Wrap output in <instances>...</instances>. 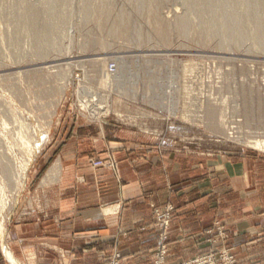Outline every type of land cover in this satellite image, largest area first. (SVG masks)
<instances>
[{
    "label": "rangeland",
    "instance_id": "1",
    "mask_svg": "<svg viewBox=\"0 0 264 264\" xmlns=\"http://www.w3.org/2000/svg\"><path fill=\"white\" fill-rule=\"evenodd\" d=\"M138 1L0 0V159L15 168L12 180H3L0 164V224L9 241L17 223L48 216L34 199L43 195L37 188L77 137L94 148L89 168L110 172L120 184L116 155L129 144L149 163L157 152L165 172L190 166L193 183L209 182L220 207L238 195L226 189V165L251 164L264 176V151L247 144L264 140V46L252 36L257 20L244 15L240 0ZM257 12L264 16V5ZM241 26L247 32L236 38ZM108 70L116 72L110 80ZM20 173L24 186L17 185ZM259 192L252 200L264 211V182ZM150 209L153 264H168L180 211ZM227 217L203 232L208 251L180 264H247ZM257 238L264 240V230ZM4 254L0 239V264H11ZM56 254L65 264L67 254ZM33 260L27 247L15 255L18 264ZM121 261L119 252L106 259Z\"/></svg>",
    "mask_w": 264,
    "mask_h": 264
},
{
    "label": "crops",
    "instance_id": "2",
    "mask_svg": "<svg viewBox=\"0 0 264 264\" xmlns=\"http://www.w3.org/2000/svg\"><path fill=\"white\" fill-rule=\"evenodd\" d=\"M85 141L77 137L67 142L54 163L59 161L58 174L50 184L41 182L37 188L43 195L34 199L48 216L36 223H17L10 230L15 248L27 247L35 254L31 264H59L57 250L67 254L65 264H107L115 252L122 255L121 264H153L157 240L150 227L151 204L175 205L180 211L170 231L168 264L207 252L203 232L212 220L225 215L242 261L264 264V240L257 238L264 230V211L252 200L259 197L264 176L251 164L225 166L226 189L245 198L242 204L237 196L230 197L225 208L212 200L209 182L193 183L192 167L171 164L165 172L157 152L149 163L133 152L131 144L116 155L120 184L110 172L89 168L94 148L86 147ZM95 146L98 153L104 152V142Z\"/></svg>",
    "mask_w": 264,
    "mask_h": 264
},
{
    "label": "bare ground",
    "instance_id": "3",
    "mask_svg": "<svg viewBox=\"0 0 264 264\" xmlns=\"http://www.w3.org/2000/svg\"><path fill=\"white\" fill-rule=\"evenodd\" d=\"M136 1H138V0H136ZM235 1H237V0H235ZM222 2H225V4L226 3L228 4L229 3V0H222ZM238 4L242 5L243 10L246 13L244 15H246L247 18H251L252 17V19H256L257 20V28H255L254 30H252V36L258 42V44H261V45L264 46V16H261L260 13L257 12L258 8L261 5H264V0H240V2ZM231 15H229V17ZM247 20L249 21V19H247ZM242 21H245V20H242ZM243 24L246 25L245 23H243ZM228 29L229 28H227V26L223 29V35H224V37H228V36L231 35V34L229 35ZM235 31L237 33L236 34V38H239V37H242V36L245 35V33L247 32V28L245 26H241V27H239ZM235 31H233L234 33H232V35L235 34ZM114 73H116V72H112V71H109L108 70L106 72V75L105 74L104 75L107 77L108 80H110V78H113V74ZM83 107L85 108L84 111H87L88 113H90V116L93 119H95V120H98L99 119L98 116L96 115L97 111L96 112L94 111L95 113L92 110L90 111L86 107L85 104L83 105ZM247 144L249 146L255 148V149H259V150L264 151V140L263 141L262 140H258V141H252V142L250 141ZM38 149H40V147ZM8 160L6 159V161H8ZM27 160H29V159H27ZM4 163L5 162H3V160L0 159V164H1V167H2V170H3V176H4L3 180L5 179V180H8V181H11L12 180L13 171L15 170V168L12 167V165L9 166V165H6ZM31 163H33V162H31ZM27 167H29V166H27ZM59 169L60 168H59V161H58L55 164V166L50 170V172L48 173L47 177L44 179V181L42 183V186H46V185L50 184L54 180V177L58 174ZM25 173H22V174L20 173V176H19V178L17 180V185L18 186H24V184L26 183L25 182L26 181ZM6 232H7V229H6L5 223H3V224L1 223L0 224V239H1V242H2L3 251L5 253L4 255L6 256L7 260L11 264H18V263L15 262V255H16V253H15V251H14V253L12 252V249H17V248H15L16 245H14L11 241H9V235H7ZM27 249H30V248H27ZM17 251H18V254H19V249L16 250V252Z\"/></svg>",
    "mask_w": 264,
    "mask_h": 264
}]
</instances>
